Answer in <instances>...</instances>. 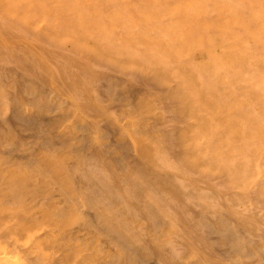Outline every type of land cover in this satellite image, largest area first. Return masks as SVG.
<instances>
[{"label":"bare ground","instance_id":"bare-ground-1","mask_svg":"<svg viewBox=\"0 0 264 264\" xmlns=\"http://www.w3.org/2000/svg\"><path fill=\"white\" fill-rule=\"evenodd\" d=\"M0 264H264V0H0Z\"/></svg>","mask_w":264,"mask_h":264}]
</instances>
